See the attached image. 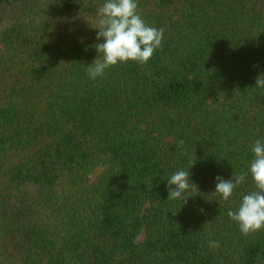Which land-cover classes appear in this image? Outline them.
Instances as JSON below:
<instances>
[{"label": "trees", "instance_id": "trees-1", "mask_svg": "<svg viewBox=\"0 0 264 264\" xmlns=\"http://www.w3.org/2000/svg\"><path fill=\"white\" fill-rule=\"evenodd\" d=\"M103 3L0 0V264H264L251 175L213 194L264 139V0H138L162 47L91 80Z\"/></svg>", "mask_w": 264, "mask_h": 264}, {"label": "clouds", "instance_id": "clouds-1", "mask_svg": "<svg viewBox=\"0 0 264 264\" xmlns=\"http://www.w3.org/2000/svg\"><path fill=\"white\" fill-rule=\"evenodd\" d=\"M93 29L97 30L98 42L94 47L98 55L87 67L91 80L102 78L107 69L118 64L130 61L140 65L147 64L154 52L162 47L164 38V29L150 26L140 15L138 0H104L97 10ZM255 86L264 88V75L257 77ZM180 144L182 145L183 141H180ZM251 152L253 159L249 164V171L233 173L228 180L221 176L215 177L213 192L227 201L234 190L251 175L256 190L243 195L237 210L230 209L227 212L228 217L238 224L244 236L264 230V139H256ZM190 180L189 170L173 173L167 179V200H181L182 205L186 203L189 196L184 194L196 186L192 181L190 183ZM209 235L211 236V233ZM208 243L211 248L218 247L216 241L209 239Z\"/></svg>", "mask_w": 264, "mask_h": 264}]
</instances>
